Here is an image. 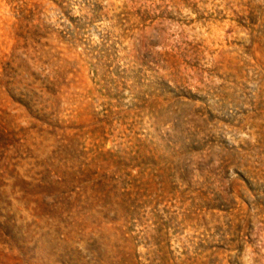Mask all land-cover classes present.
<instances>
[{
	"label": "rangeland",
	"instance_id": "374dc122",
	"mask_svg": "<svg viewBox=\"0 0 264 264\" xmlns=\"http://www.w3.org/2000/svg\"><path fill=\"white\" fill-rule=\"evenodd\" d=\"M0 264H264V0H0Z\"/></svg>",
	"mask_w": 264,
	"mask_h": 264
}]
</instances>
